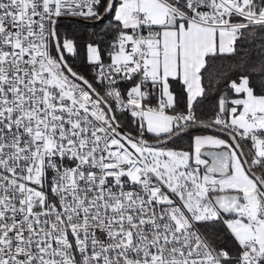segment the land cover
I'll return each instance as SVG.
<instances>
[{
	"label": "snow or ice",
	"instance_id": "1",
	"mask_svg": "<svg viewBox=\"0 0 264 264\" xmlns=\"http://www.w3.org/2000/svg\"><path fill=\"white\" fill-rule=\"evenodd\" d=\"M0 264H264V0H0Z\"/></svg>",
	"mask_w": 264,
	"mask_h": 264
},
{
	"label": "trees",
	"instance_id": "2",
	"mask_svg": "<svg viewBox=\"0 0 264 264\" xmlns=\"http://www.w3.org/2000/svg\"><path fill=\"white\" fill-rule=\"evenodd\" d=\"M104 23H107V21H104ZM104 23L101 24H97L95 25V27L93 28L92 24H87V25H75V24H70L69 26L72 28H75L79 35H80V40L83 43L84 41H87L90 38V32L95 30L97 32L100 31L101 28H103ZM79 66V65H78ZM216 85H209V87H215ZM257 90H259V88H257ZM215 93L213 92L212 95H214Z\"/></svg>",
	"mask_w": 264,
	"mask_h": 264
},
{
	"label": "water",
	"instance_id": "3",
	"mask_svg": "<svg viewBox=\"0 0 264 264\" xmlns=\"http://www.w3.org/2000/svg\"><path fill=\"white\" fill-rule=\"evenodd\" d=\"M88 24H91V23H88Z\"/></svg>",
	"mask_w": 264,
	"mask_h": 264
}]
</instances>
